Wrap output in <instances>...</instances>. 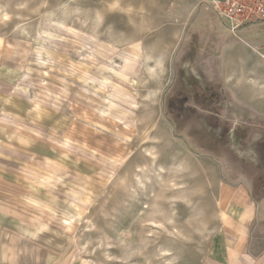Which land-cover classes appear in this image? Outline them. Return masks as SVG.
Wrapping results in <instances>:
<instances>
[{
	"label": "rangeland",
	"instance_id": "obj_1",
	"mask_svg": "<svg viewBox=\"0 0 264 264\" xmlns=\"http://www.w3.org/2000/svg\"><path fill=\"white\" fill-rule=\"evenodd\" d=\"M174 2L0 0V114L77 118L126 145L82 185L76 264H197L222 180L258 201L264 246V51L245 42L264 37H233L205 4L181 23ZM144 63L162 69L135 87Z\"/></svg>",
	"mask_w": 264,
	"mask_h": 264
},
{
	"label": "crops",
	"instance_id": "obj_2",
	"mask_svg": "<svg viewBox=\"0 0 264 264\" xmlns=\"http://www.w3.org/2000/svg\"><path fill=\"white\" fill-rule=\"evenodd\" d=\"M202 1L175 0L179 21ZM256 26L264 37V22ZM245 42L264 51V43ZM173 46L162 47L166 52ZM225 79L230 82L232 74ZM17 109L0 114V264H76L74 238L89 203L82 185L91 183L106 156L123 157L126 145L87 121L73 118L59 126L57 120L31 119ZM218 201V226L197 264H264V246L252 236L258 201L243 185L225 180Z\"/></svg>",
	"mask_w": 264,
	"mask_h": 264
},
{
	"label": "built area",
	"instance_id": "obj_3",
	"mask_svg": "<svg viewBox=\"0 0 264 264\" xmlns=\"http://www.w3.org/2000/svg\"><path fill=\"white\" fill-rule=\"evenodd\" d=\"M234 36L245 28L264 22V0H203Z\"/></svg>",
	"mask_w": 264,
	"mask_h": 264
},
{
	"label": "bare ground",
	"instance_id": "obj_4",
	"mask_svg": "<svg viewBox=\"0 0 264 264\" xmlns=\"http://www.w3.org/2000/svg\"><path fill=\"white\" fill-rule=\"evenodd\" d=\"M76 1H78V0H76ZM81 1V0H80ZM61 3H60V1H56L55 2V7L57 8V7H59V5H60ZM58 5V6H57ZM47 6V5H46ZM50 7V6H49ZM48 7V8H49ZM55 7L53 6V8H50V9H48L49 10V12L50 13H52L53 12V10L55 9ZM47 10V11H48ZM43 11H46V10H43ZM44 13V12H43ZM95 13L96 14H98L99 16H101V12L99 11V10H97V11H95ZM3 14V13H2ZM5 14V13H4ZM3 14V15H4ZM46 14V13H45ZM41 17V16H40ZM144 54H147L146 52H145V50H144ZM146 59V58H145ZM150 60V59H149ZM149 63V62H148ZM161 69H162V66H160V64H156L155 66L154 65H150V64H147V63H144V66L142 67V70H141V73H140V77H139V79L138 80H134L133 81V85L135 86V87H140L141 88V86L143 85V83H145V81H147V80H149V79H152V78H154V76H156V75H158L159 73H160V71H161ZM107 80V79H106ZM103 82V81H102ZM106 82V81H105ZM107 83V82H106ZM95 86H97V87H100V85H98V84H95V83H93ZM95 93V92H94ZM101 96V98H102V100H107L108 98H107V93L106 94H103V95H100Z\"/></svg>",
	"mask_w": 264,
	"mask_h": 264
}]
</instances>
